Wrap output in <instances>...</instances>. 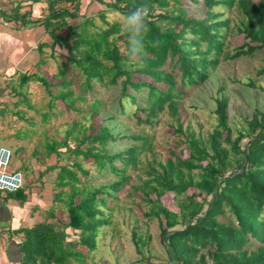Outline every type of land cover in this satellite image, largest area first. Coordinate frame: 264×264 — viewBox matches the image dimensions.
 I'll return each mask as SVG.
<instances>
[{"label": "trees", "instance_id": "16d2710c", "mask_svg": "<svg viewBox=\"0 0 264 264\" xmlns=\"http://www.w3.org/2000/svg\"><path fill=\"white\" fill-rule=\"evenodd\" d=\"M83 2L32 0L45 9L34 23L42 24L51 40L40 45L41 51L49 48V57L61 60L52 77L25 74L19 86L33 81L44 90L47 111H35L43 116L42 125L56 115L82 116L67 125L63 137L45 136L33 151L41 162L35 164L40 166L35 183L26 179L20 189L0 192L3 204L23 207L36 184L53 176L45 210L49 222L0 227V264H88L106 227L116 239V209L127 211L133 221L135 260L124 264H264V220L259 218L264 213V108L255 107L232 124L221 84L211 97V127L195 133L182 121L181 102L186 89L202 87L222 62L264 54V0H87V8L93 3L102 8L94 15L82 13ZM140 4L150 10L145 54L130 61L118 14ZM112 14L118 19H109ZM256 73L262 76L264 67ZM245 86L264 94L252 80ZM103 89L117 91L107 107L99 94ZM17 108L24 120L26 112ZM164 115L176 139L161 157L151 137L134 132L129 122L154 128ZM21 169L34 171L33 163ZM124 200L144 224L156 225L163 257L152 253L153 236L138 225Z\"/></svg>", "mask_w": 264, "mask_h": 264}, {"label": "rangeland", "instance_id": "374dc122", "mask_svg": "<svg viewBox=\"0 0 264 264\" xmlns=\"http://www.w3.org/2000/svg\"><path fill=\"white\" fill-rule=\"evenodd\" d=\"M85 9L87 15H94L102 8L97 3H93L87 8V0H84L82 13L85 12ZM109 19L117 20L118 18L117 15L112 14L109 16ZM30 20H33L31 16ZM42 28L44 29V26H42ZM41 31L43 30L41 29ZM55 49V51L59 52L58 48ZM46 50L47 52L45 53L47 56L45 60L47 64L40 68V72L45 73L48 77H52L56 73V62L60 61L61 58L58 57L57 60L54 61L49 57L50 49L46 48ZM32 59H34L33 56ZM42 60L44 61V59ZM261 67H264L263 53H259L253 58L247 60L240 59L222 62L213 72V75L210 77V79L202 87L196 89H186V96L181 99L183 104L182 121L184 125H190L191 129L195 131V133H198L199 131L207 132L209 130L211 127V122H213L211 120L213 118L212 111L214 109V102L212 101L211 97H215L216 90H218L221 84H224V93L229 97V119L232 124H238L240 116L249 115L255 107L264 108V94L260 93L258 90H250L245 86V84L252 80L257 86L264 87V74L262 76H258L256 73V71ZM33 70H36V68L34 67ZM37 74L39 76L41 75L40 73ZM34 83L35 82L33 81L30 82L29 100L25 102L24 108H22L23 111L26 112V115L24 116V120L20 119L18 123L22 129L19 135L22 136V141L24 142L25 140L26 142V150L24 152L25 161L23 160V163L26 165V167L29 165L27 164L29 161L33 163V167H35L36 163H38V165L41 163L39 160H35L37 157L34 158L31 155L35 149L40 148V146L44 144L45 136H48L51 140L63 137L64 130L66 129L67 125L69 126L72 121H81L82 116V112L80 114L72 112V114L65 113L62 116L56 115L51 117L46 125L45 123L42 125L40 119H42L43 116L41 114L47 111L44 104L48 101V98H46L44 90L41 87L40 89L39 85ZM75 86L76 84L73 85L74 88ZM99 94L102 98L103 104L105 107H107V103L114 99L113 97L117 94V91H108L103 89ZM30 104L34 106L29 107ZM58 105V107H61L62 104L59 102ZM79 106L82 111L86 109L85 104H80ZM30 108H32L34 111ZM35 111H38L39 113L41 112V114L36 116ZM160 120L161 122L154 128L135 126L133 122L129 123L133 125L132 130L134 132L137 133L143 131V133L150 136L154 152L161 155V157H165L167 156L168 148L173 144V141L176 139V137L172 133V129L168 126V117L164 115L160 118ZM95 121L98 123L100 118H97ZM18 130L19 127H17L15 131ZM120 145L121 144H116L115 147H120ZM145 154L147 153L145 152ZM18 155L19 154H17V156ZM41 156L40 158L42 159L44 155ZM14 161L15 159L13 158V162ZM84 167L86 169H92L89 164H85ZM37 170L39 169L36 168L34 171H28L31 173V176H29V181L35 183ZM21 174L23 178H25L28 173L25 174V171L22 170ZM101 178L102 177L98 178V181ZM109 178L110 177H104L102 180L106 181V179L108 180ZM42 184H36L34 193L36 196L41 195V197L46 201L44 210H47L50 206V200L52 196L51 190L53 188V176H46L45 182ZM165 199L167 200V205L171 207V198L166 197ZM124 206L127 210L132 209L133 213H136L137 216L139 215V212L134 207V205L130 203V200H124ZM113 215L112 225L114 227L115 224V230L117 231L115 233V235L117 234L116 239H112L110 226L106 227L104 231L108 230V232L105 236L103 235L99 238L98 247L96 251L90 254L92 258L87 260L88 264H93V262L96 261L105 262V264H114L115 262L119 261L120 263L124 264L131 260H135V253L130 240L131 232L133 231V221L129 219V213L127 211L116 209ZM58 216H60V213H58ZM43 218L48 222V217L43 215ZM138 219H140L138 225L142 226L144 231H148V233L153 236L150 242L152 253L159 257H163L164 253L157 244L158 237L157 239L155 237L157 233L156 225H154V223L144 224L145 221L141 220V216H138ZM3 224L5 225L1 226L9 227V223ZM66 234L70 235V232H66Z\"/></svg>", "mask_w": 264, "mask_h": 264}, {"label": "crops", "instance_id": "0c3cea01", "mask_svg": "<svg viewBox=\"0 0 264 264\" xmlns=\"http://www.w3.org/2000/svg\"><path fill=\"white\" fill-rule=\"evenodd\" d=\"M43 10L40 4H32V0H0V147L12 153L7 168L9 172L21 173L25 161L24 152L18 156L13 153L16 148L26 145L19 135L22 129L18 124L20 116L17 105L23 111L25 102L29 100L30 83L20 87L19 81L25 74L41 73L40 68L44 65H40V59L45 60L47 50L41 51L40 45L50 42L43 25L34 23ZM30 16L33 20H30ZM34 67L36 70H33ZM17 127L19 130L15 131ZM36 168L40 169V166L33 167L34 170ZM28 171H25L28 174L23 179L29 182L31 173ZM27 201L26 205L19 207L14 201L3 204L0 199V227L5 225L3 223H9V228L13 230L24 225L31 227L39 222H47L43 218V215L48 217L44 210L46 201L40 200L34 191ZM15 246L11 244L10 248L15 251Z\"/></svg>", "mask_w": 264, "mask_h": 264}, {"label": "clouds", "instance_id": "9594fccd", "mask_svg": "<svg viewBox=\"0 0 264 264\" xmlns=\"http://www.w3.org/2000/svg\"><path fill=\"white\" fill-rule=\"evenodd\" d=\"M149 11L146 4H140L123 14H118L121 15L120 29L126 39V50L130 61L145 54L144 39L148 31L146 21ZM259 218L264 220V213Z\"/></svg>", "mask_w": 264, "mask_h": 264}, {"label": "built area", "instance_id": "2783aa9c", "mask_svg": "<svg viewBox=\"0 0 264 264\" xmlns=\"http://www.w3.org/2000/svg\"><path fill=\"white\" fill-rule=\"evenodd\" d=\"M12 153L5 147H0V191L14 192L24 184L23 176L20 172H9L7 170Z\"/></svg>", "mask_w": 264, "mask_h": 264}]
</instances>
